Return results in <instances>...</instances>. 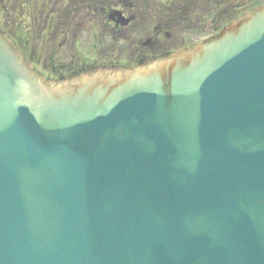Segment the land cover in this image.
I'll use <instances>...</instances> for the list:
<instances>
[{
    "label": "water",
    "instance_id": "water-1",
    "mask_svg": "<svg viewBox=\"0 0 264 264\" xmlns=\"http://www.w3.org/2000/svg\"><path fill=\"white\" fill-rule=\"evenodd\" d=\"M141 64L51 80L0 29V264H264V5Z\"/></svg>",
    "mask_w": 264,
    "mask_h": 264
},
{
    "label": "rangeland",
    "instance_id": "rangeland-1",
    "mask_svg": "<svg viewBox=\"0 0 264 264\" xmlns=\"http://www.w3.org/2000/svg\"><path fill=\"white\" fill-rule=\"evenodd\" d=\"M14 1L16 3L18 2L16 12L18 14H24L25 9L23 8L22 0ZM32 1L35 0H29L28 3ZM39 1L40 3H44L45 8L36 18L37 22L39 21L37 25L45 29L41 33L42 36L39 32H37L39 36H36L38 38L36 39V41L38 40L40 42V38L46 40L45 37L46 34H48V30L50 27L56 30H66V26L62 24V22L64 23L66 21H70V30H73L75 28V34L72 37L79 39V41H76L74 43L75 45L73 48L69 49V51L65 50L64 55L59 56L60 60L58 62H60L61 64H69L71 67L80 65L82 61L86 59V56H91V58H93L94 55H96H93L94 52L97 53L99 59H102L103 57L101 56V54H99V50L102 48L109 49L102 51V54H105L107 50L110 51L111 55L108 56L116 60L115 62L126 63L128 59L131 58L126 51V42L128 40L115 35L114 37L116 38L113 40L110 38V36H112L111 32L109 31V35H107L106 30H103L101 28L96 29V50H86L85 45H87L89 40L91 39L92 32L91 27H89V25L83 21V19L85 20V10L87 11V9H84V3L76 1L74 7L70 6L71 9H66L64 7V2L61 0H50L51 6L49 0ZM248 1L249 0H133L128 4L131 5L130 7H126L128 5H125L123 7L121 3H119V6L123 9L126 7L129 14L134 16L133 28L124 31L123 33L127 35L126 38L134 42L133 55L135 59H137L140 53L148 54L149 48L146 44L143 43L146 40L149 41V39L151 40V42L154 41L152 39L154 28L161 29L162 33L156 39L160 38V42L164 47L162 49L170 50L180 46L181 44H188L211 34L214 30H216V28L213 27L214 19L222 22L221 17H225L231 14L234 15L235 13L249 8L251 5H253V3L261 0H253V2ZM163 4H174L176 6L175 12H180L184 8L185 12H187V16L183 17L180 20L169 22V19L166 18L163 10L161 9V7L163 8ZM49 6L52 8V10L54 9V12H48L50 8ZM47 7L49 8L47 9ZM61 7H63V10L67 12L65 13L66 15H64L63 12H61V14H56V11ZM223 13L224 15L221 16ZM175 16L173 15L170 17L176 19L177 17ZM23 20L24 18L21 17L20 21L23 22ZM81 21L83 22L80 24ZM163 21H165L166 23L169 22L171 24V27L162 28L161 23ZM165 32L167 33V37L164 36ZM33 35L34 33L32 32V37ZM55 48L56 46L54 45V49ZM35 50L40 53L39 47L36 46ZM62 50L63 49L61 48L60 51ZM45 53L47 54L48 50H45ZM72 53L74 54L73 57H76L74 58L73 62L69 57V54ZM86 61H88V59ZM43 72H45L47 75L49 73V69Z\"/></svg>",
    "mask_w": 264,
    "mask_h": 264
},
{
    "label": "flooded vegetation",
    "instance_id": "flooded-vegetation-1",
    "mask_svg": "<svg viewBox=\"0 0 264 264\" xmlns=\"http://www.w3.org/2000/svg\"><path fill=\"white\" fill-rule=\"evenodd\" d=\"M65 4L66 9H71V7H74L75 2H82L84 3V9L85 14L83 21L91 27L92 36L89 40L88 44L86 46V50H92L95 51L97 48V35H96V29L101 28L103 30H106L107 35H109V31L111 32L112 36H110L111 39H115V36L122 37L124 39H127L126 42V51L128 55L131 57L128 59L126 63L123 62H115L116 60L112 59L110 51H108V48H102L100 49L102 59L98 58L97 53L94 55L93 58L91 56H86V59L82 61L80 65L70 66L63 65L60 62H58L59 56L64 55L65 50L69 51V49L74 47V43L76 41H79L78 38L72 37L75 34V28L73 30H70V21L62 22L66 26V30H56L52 29L51 27L48 30V34H46V40L41 39L39 42L36 36H39L37 32L42 33V31L45 28L39 27L37 24V17L40 15L42 10L45 8L44 3L39 0L32 1L30 3L29 0H22L23 8L25 9L24 14H18L16 12L17 10V4L14 0H0L1 2V15H0V27L8 34L10 35L13 40L15 41L16 45L24 55V57L30 61L36 69H38L40 72H43L45 70L49 69V73L46 75L51 78H62V75H68L73 73L76 69L79 67L85 66V65H106V66H116V65H125L129 66L130 64H133L136 61L139 63L143 61L146 57L156 56L161 54L162 52H159L163 47V44H161V40L156 39L160 36L161 29L154 28V34L152 35V39L154 40L151 42L145 41L143 44H147L149 48L148 54L140 53L137 59H135L133 55V49H134V42L130 41L126 34H124V31H127L129 29L133 28L134 24V16L130 15L127 11L126 7H130L131 5H128L130 1L133 0H61ZM50 6L51 2L49 0ZM119 3L122 4L124 9L120 8ZM67 5V6H66ZM103 5V6H101ZM49 6V7H50ZM71 6V7H70ZM47 7V9L49 8ZM49 13L54 12V9L50 7L48 10ZM61 12L67 13L63 10V7L59 8L56 11V14H61ZM23 17V22L20 21V18ZM81 21L80 24L83 22ZM162 28L164 26L162 25ZM38 29V30H37ZM22 30L25 31L22 32ZM54 31V32H53ZM32 32L34 33L32 37ZM73 32V33H72ZM42 36V35H41ZM77 36V35H76ZM164 36L167 37V33H164ZM91 41V42H90ZM115 42V41H114ZM54 45L56 48L54 49ZM183 45V44H181ZM36 46L40 48V53L37 52ZM63 49L60 51V49ZM105 54H102V51L106 50ZM113 49V47H112ZM156 49V52H155ZM45 50H48V53H45ZM73 53L69 54V57L71 61L73 62L74 58ZM73 58V59H72ZM82 59V60H83ZM88 59V61H86ZM58 62V63H57ZM43 70V71H42ZM46 74L45 72H43Z\"/></svg>",
    "mask_w": 264,
    "mask_h": 264
},
{
    "label": "trees",
    "instance_id": "trees-1",
    "mask_svg": "<svg viewBox=\"0 0 264 264\" xmlns=\"http://www.w3.org/2000/svg\"><path fill=\"white\" fill-rule=\"evenodd\" d=\"M174 4L173 5H170V4L169 5H165V4H163V8L161 7V9L163 10L164 15L166 16V18L169 19L168 20L169 22H173L174 20H180L183 17L187 16L186 15L187 12H185L184 8L180 12H175L176 6ZM227 14H229V13H227ZM173 15L174 16L176 15L175 17H177V18L173 19V18L170 17V16H173ZM223 15H224V13L221 16H223ZM233 16L234 15L231 14V15H227L225 17H221L222 22H219L217 19H214V22H213L214 26L213 27L216 28V30H218L221 27V25L223 26L226 22H228L231 18H233ZM169 22H167V25L170 24Z\"/></svg>",
    "mask_w": 264,
    "mask_h": 264
}]
</instances>
